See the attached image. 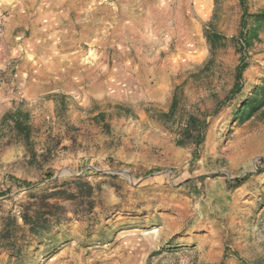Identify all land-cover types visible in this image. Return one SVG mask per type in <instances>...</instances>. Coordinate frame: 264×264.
<instances>
[{"label":"rangeland","instance_id":"374dc122","mask_svg":"<svg viewBox=\"0 0 264 264\" xmlns=\"http://www.w3.org/2000/svg\"><path fill=\"white\" fill-rule=\"evenodd\" d=\"M240 16L239 0H0V264H264V107L233 119L264 78V28L242 52ZM8 176L35 185L4 192Z\"/></svg>","mask_w":264,"mask_h":264},{"label":"trees","instance_id":"16d2710c","mask_svg":"<svg viewBox=\"0 0 264 264\" xmlns=\"http://www.w3.org/2000/svg\"><path fill=\"white\" fill-rule=\"evenodd\" d=\"M241 6V16L239 21V31L236 36L232 37V40L235 41V44L239 49L245 50L250 43V40L257 37L258 31L264 28V10L256 13L250 14L248 12V8L246 5V0H239ZM205 38L207 43L210 46L211 50H215L218 46H221L225 37L222 36L219 32L214 29H210L205 32ZM248 63L240 59L239 64L235 69L234 82L232 85L233 92L242 91V87L240 86V81L243 75V72L247 68ZM252 85H249L247 88L250 89ZM177 107V93H174L172 96V100L170 106L167 111L159 112V118L162 121H167L171 117L174 116L175 110ZM264 107V78L259 80L257 84L254 85L250 90L246 91L245 94H241L239 100L236 103V110L233 115V119L238 122H244L248 120L251 116L254 115L255 112L262 109ZM8 117V120L12 123V128L16 131L17 134L21 135L27 144L30 143V125L28 122V115L25 112H22L20 109H15L7 115H5L4 119ZM204 129L205 126L200 122L195 116L189 115L185 121L183 126V132L185 133L188 139L194 140L195 148H197L204 138ZM178 144H184L185 140L183 138H178ZM257 171H260V167H264V158L258 160ZM49 176V173L45 174V177ZM9 181H13L10 186L6 188L4 192L10 190L12 185H19L18 189H21L23 185L24 190L29 189L34 186V183H30L27 181H22L14 178L13 176H8ZM247 175L237 176L230 180H228V185L230 187H238L240 186ZM22 183V184H21ZM4 193L0 192V196Z\"/></svg>","mask_w":264,"mask_h":264},{"label":"bare ground","instance_id":"6f19581e","mask_svg":"<svg viewBox=\"0 0 264 264\" xmlns=\"http://www.w3.org/2000/svg\"><path fill=\"white\" fill-rule=\"evenodd\" d=\"M255 84H257V83H255ZM255 84H252V86L250 87V89H251L252 87H254Z\"/></svg>","mask_w":264,"mask_h":264}]
</instances>
